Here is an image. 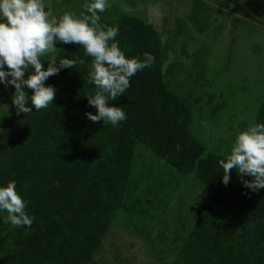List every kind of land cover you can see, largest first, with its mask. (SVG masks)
<instances>
[{"label":"trees","instance_id":"trees-1","mask_svg":"<svg viewBox=\"0 0 264 264\" xmlns=\"http://www.w3.org/2000/svg\"><path fill=\"white\" fill-rule=\"evenodd\" d=\"M75 2L76 13H86L85 0ZM101 23L119 26L116 39L126 56L142 58L148 52L155 57L151 67L132 77L124 95L110 101L122 107L125 121L113 126L86 120V112L95 114L87 103L95 87L88 81L91 57L79 45H57V59L79 56L85 64L48 79L57 93L47 109L17 113L15 89L0 88V185L15 180L35 217L31 228H14L4 222L7 213H0V264H109L114 246L108 242L115 238L118 213L128 210L140 145L178 174L193 176L209 193L190 210L183 242H167L164 231L155 240L153 234L148 237L149 251L159 255L160 264H264V189H244L235 170L225 186L218 163L246 126L234 127L224 151L207 149L191 131L193 107L187 96L167 79L165 49L155 28L125 14L109 18L103 13ZM50 58L42 57L45 67ZM25 91L30 101L32 90ZM251 123H264V102ZM245 191L248 195H242ZM121 257L117 249L113 262L129 264Z\"/></svg>","mask_w":264,"mask_h":264},{"label":"rangeland","instance_id":"rangeland-1","mask_svg":"<svg viewBox=\"0 0 264 264\" xmlns=\"http://www.w3.org/2000/svg\"><path fill=\"white\" fill-rule=\"evenodd\" d=\"M48 2L58 17L65 11L77 12L75 0ZM109 4L104 12L109 18L125 14L155 28L165 49L167 79L193 107V135L209 150L227 149L237 131L234 126L247 127L264 102V0H109ZM213 111L218 112L209 118ZM131 177L129 213L121 210L113 225L109 264H115L117 249L126 263L160 264L159 255L149 251L148 237L153 234L155 240L158 231H164L167 242H183L184 226L192 222L190 210L205 202L209 193L193 176L178 174L157 160L146 146L136 148Z\"/></svg>","mask_w":264,"mask_h":264},{"label":"clouds","instance_id":"clouds-1","mask_svg":"<svg viewBox=\"0 0 264 264\" xmlns=\"http://www.w3.org/2000/svg\"><path fill=\"white\" fill-rule=\"evenodd\" d=\"M83 7L86 13L65 11L58 17L48 0H0V85L15 89L12 104L17 113L40 111L53 103L57 89L46 84L48 79L64 69L85 64L79 56L57 59V45L75 44L91 57L88 81L94 85L95 93L87 98V103L95 114L86 112V120L117 126L127 119L122 107L110 101L124 95L131 87L132 77L151 67L155 57L148 52L142 58L126 56L116 39L119 26L101 23V14L110 7L109 0H85ZM46 55L51 58L45 67L41 58ZM25 88L32 90L30 101ZM218 163L225 186L235 170L244 189L253 193L264 189V123H250L237 131L230 153ZM4 212V222L14 228H31L35 220L29 215L28 201L17 191L15 180L0 185V213Z\"/></svg>","mask_w":264,"mask_h":264}]
</instances>
